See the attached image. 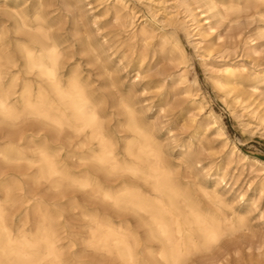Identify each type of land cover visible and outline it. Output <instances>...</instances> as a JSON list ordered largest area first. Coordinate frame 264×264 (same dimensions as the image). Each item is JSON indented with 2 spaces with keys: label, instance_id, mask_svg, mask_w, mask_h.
<instances>
[{
  "label": "rangeland",
  "instance_id": "374dc122",
  "mask_svg": "<svg viewBox=\"0 0 264 264\" xmlns=\"http://www.w3.org/2000/svg\"><path fill=\"white\" fill-rule=\"evenodd\" d=\"M167 1L166 13L175 17L168 20L160 15L154 24L151 13L155 7L151 4L150 11L148 0H124L126 10L115 0H0V35L16 54L19 43L29 44L42 27L63 53V76L76 71L95 97H104L108 103L114 96L132 99L140 118L165 147L177 179L188 185L204 210L217 211L219 206L202 195L198 185L209 194L217 192L227 205L225 213L231 209L245 219L249 230L240 233L243 236L225 239L214 256L195 254L185 264H260L264 262V167L232 154L230 148L234 144L264 165V1H253L239 15L226 14L223 7L230 3L244 7L245 0ZM117 11L121 23L115 19ZM142 28L149 31L147 37ZM176 42L187 55L184 64ZM227 66L246 70L237 93L222 83ZM181 75L186 83L180 82ZM108 103L107 113L121 112L110 109ZM212 117L224 135L213 127ZM123 122L120 115L107 123L120 153L130 137ZM35 148L34 144L27 147L25 155L30 159L22 163L23 172L28 169L25 175L32 178L37 171ZM125 180L133 185L129 178L119 177L113 187L119 189ZM49 185L32 182L30 188L38 199L63 211L61 245L67 247L72 241L73 251L91 256L85 249L88 220L71 204L74 200L92 209L96 206L93 199L72 185L55 190ZM102 207L116 216L111 207ZM129 220L136 227V220ZM139 232L145 239V230ZM106 262L120 264L113 258Z\"/></svg>",
  "mask_w": 264,
  "mask_h": 264
},
{
  "label": "bare ground",
  "instance_id": "6f19581e",
  "mask_svg": "<svg viewBox=\"0 0 264 264\" xmlns=\"http://www.w3.org/2000/svg\"><path fill=\"white\" fill-rule=\"evenodd\" d=\"M253 1L245 0L244 7L230 3L223 10L239 15L252 7ZM167 3L148 0L149 10L155 7L151 13L154 24L160 15L168 20L175 17L166 13ZM115 4L127 9L124 0H115ZM19 19L25 25L24 17ZM115 19L121 23L118 11ZM142 29L147 37L149 31ZM37 31L29 44L19 43L16 54L0 35V264H111L106 258L120 264H185L195 254L214 256L225 239L249 230L240 215L231 209L230 214L223 211L227 205L216 191L209 194L198 185V191L219 206L217 211L204 210L188 185L177 179L165 147L140 118L132 99L112 97L110 109L121 112L107 113L108 102L95 97L76 71L63 76L62 51L42 27ZM175 49L184 64L187 55L178 42ZM245 71L227 66L222 83L236 92ZM180 82L186 83L182 75ZM184 89L189 91L190 85ZM120 115L130 134L121 153L107 129L111 117ZM212 119L213 127L224 135L219 121ZM30 144L36 147L34 178L25 175L28 169L22 170V163L30 159L25 155ZM230 149L252 165L264 167L236 145L231 144ZM119 177L129 178L133 185L125 180L119 189L114 188L112 182ZM43 181L54 190L72 185L93 199L96 206L92 209L76 205L73 199L71 204L88 220L85 249L91 256L73 251L72 241L67 247L61 245L63 211L38 199L30 188L32 182ZM102 206L111 207L116 216ZM129 217L136 220V227ZM139 229L145 230V239ZM260 264H264L263 259Z\"/></svg>",
  "mask_w": 264,
  "mask_h": 264
}]
</instances>
